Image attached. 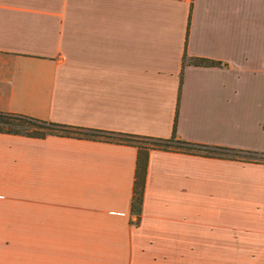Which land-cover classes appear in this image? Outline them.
Wrapping results in <instances>:
<instances>
[{
    "label": "crops",
    "instance_id": "obj_1",
    "mask_svg": "<svg viewBox=\"0 0 264 264\" xmlns=\"http://www.w3.org/2000/svg\"><path fill=\"white\" fill-rule=\"evenodd\" d=\"M0 112L264 154V0H0ZM136 157L0 133V264H264V163Z\"/></svg>",
    "mask_w": 264,
    "mask_h": 264
},
{
    "label": "trees",
    "instance_id": "obj_2",
    "mask_svg": "<svg viewBox=\"0 0 264 264\" xmlns=\"http://www.w3.org/2000/svg\"><path fill=\"white\" fill-rule=\"evenodd\" d=\"M201 62H204V60ZM0 133L32 138H44L47 135H56L94 141H107L134 147L137 151V157L131 200V213L137 217H139L141 213L147 163L151 151L171 150L246 163H264V154L222 147L204 146L183 141L177 138L175 127L169 139H160L67 126L41 121L19 114L0 112Z\"/></svg>",
    "mask_w": 264,
    "mask_h": 264
}]
</instances>
